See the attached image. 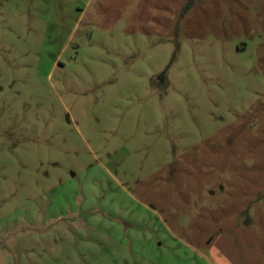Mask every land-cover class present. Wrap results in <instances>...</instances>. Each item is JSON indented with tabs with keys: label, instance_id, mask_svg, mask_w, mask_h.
<instances>
[{
	"label": "rangeland",
	"instance_id": "obj_1",
	"mask_svg": "<svg viewBox=\"0 0 264 264\" xmlns=\"http://www.w3.org/2000/svg\"><path fill=\"white\" fill-rule=\"evenodd\" d=\"M0 0V264H264V0Z\"/></svg>",
	"mask_w": 264,
	"mask_h": 264
},
{
	"label": "trees",
	"instance_id": "obj_2",
	"mask_svg": "<svg viewBox=\"0 0 264 264\" xmlns=\"http://www.w3.org/2000/svg\"><path fill=\"white\" fill-rule=\"evenodd\" d=\"M194 0H189L186 5L184 6L183 10H182V14H185L186 12L189 11V9H191L192 4H193Z\"/></svg>",
	"mask_w": 264,
	"mask_h": 264
}]
</instances>
